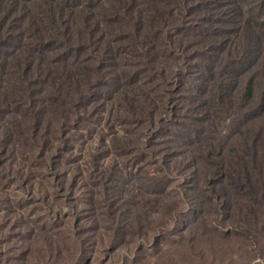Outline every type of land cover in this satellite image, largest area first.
Here are the masks:
<instances>
[{"label": "trees", "instance_id": "1", "mask_svg": "<svg viewBox=\"0 0 264 264\" xmlns=\"http://www.w3.org/2000/svg\"><path fill=\"white\" fill-rule=\"evenodd\" d=\"M248 1L264 16V0H0V184L50 185L78 211L77 176L69 185L59 166L73 132L100 110L112 155L161 210L180 212L163 198L196 195L180 181L183 148L191 162L214 168L185 178L188 185L201 182L222 198L226 181L235 194L264 201V129L246 127L264 112V71H247L264 53L263 23L244 11ZM189 79L197 90L182 96ZM255 87L262 91L253 108ZM239 116L245 121L236 123ZM227 119L241 139L240 154L229 151L234 160L218 143Z\"/></svg>", "mask_w": 264, "mask_h": 264}, {"label": "rangeland", "instance_id": "2", "mask_svg": "<svg viewBox=\"0 0 264 264\" xmlns=\"http://www.w3.org/2000/svg\"><path fill=\"white\" fill-rule=\"evenodd\" d=\"M258 4L248 1L242 6L263 23L257 31L264 42V16L258 13ZM262 63L264 53L247 71L261 76ZM241 74L245 81L243 69ZM196 85L189 79L182 96L196 91ZM261 91L255 87L253 108ZM100 117L108 119L99 110L93 121H84L86 128L73 132L75 141L59 166L68 173L69 185L77 176L72 197L78 211L50 185L46 196L45 187L36 181L26 187L0 184V264H264V201L235 194L226 181L220 184L222 198L201 191V182L197 188L188 185L185 178L211 174L214 168L204 169L201 158L191 162L183 148L186 174L180 181L196 195L187 201L179 194L171 195L173 200L163 198L158 203L180 212L161 210L141 195L147 186L130 174L127 162L112 155V133L104 120L96 122ZM242 120L244 116L235 118L236 123ZM252 120L246 127L263 131L264 112ZM233 124L229 119L220 123L218 143L225 157L234 160L229 151L237 149L240 154L241 139L238 132L232 133ZM101 172L108 176L103 182ZM30 187L37 192L35 198ZM50 206L56 209L51 217L46 211Z\"/></svg>", "mask_w": 264, "mask_h": 264}]
</instances>
